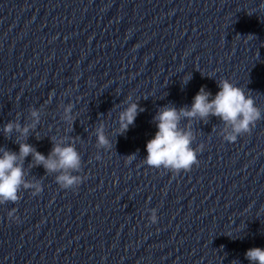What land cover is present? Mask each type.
Masks as SVG:
<instances>
[{
  "label": "water",
  "instance_id": "obj_1",
  "mask_svg": "<svg viewBox=\"0 0 264 264\" xmlns=\"http://www.w3.org/2000/svg\"><path fill=\"white\" fill-rule=\"evenodd\" d=\"M221 79L264 114V0H0V129L42 109L27 143L47 156L50 138H74L85 177L63 190L26 158L43 191L0 205V264H249L264 249V119L235 143L217 118L193 121L204 148L190 172L143 163L158 109L190 107L201 87L214 97ZM128 96L145 110L118 135ZM15 138L0 131V148L18 152Z\"/></svg>",
  "mask_w": 264,
  "mask_h": 264
},
{
  "label": "clouds",
  "instance_id": "obj_2",
  "mask_svg": "<svg viewBox=\"0 0 264 264\" xmlns=\"http://www.w3.org/2000/svg\"><path fill=\"white\" fill-rule=\"evenodd\" d=\"M191 79L192 74L182 77V85H187ZM217 86L219 91L214 97L205 87H201L190 107L186 105L176 108L173 105H165L158 109L153 117L157 131L154 138L146 144L147 156L143 159L145 165L157 170L163 169L173 175L190 172L194 166H198L197 155L203 150L204 145L192 147L196 141L192 129L193 121L206 123L212 117L217 118L223 123L220 135L228 143H235L238 137L251 134L257 122L264 119L262 110L244 89L235 86L228 79H221ZM120 106L122 110L118 113L116 123L118 135H123L134 125L138 114L145 109L140 107L139 101H133L131 96H128ZM61 107L63 121L73 126L77 119L73 114L74 105L69 103ZM41 115L42 109L30 108L29 123L22 125L17 116L0 129L7 139H11L15 134L13 142L19 146L18 152L0 148V205L19 203L24 191L31 190L32 196H37L43 191L40 180L27 179L29 173L25 170V160L29 156L32 158L29 168L42 166L46 175H55L56 184L63 190L75 192L85 179L78 174L82 171V158L75 147L74 138L69 136L50 138L53 146L47 156L27 143L30 133L37 129ZM182 121L187 123L182 126ZM94 135L98 149L105 151L111 149L112 144L103 123L96 127ZM125 158L131 163L136 159V155L132 154ZM15 212V208L9 211L8 218L18 222ZM157 220V210L151 209L149 222L156 224ZM245 258L249 264H264V249L251 248L246 251Z\"/></svg>",
  "mask_w": 264,
  "mask_h": 264
}]
</instances>
